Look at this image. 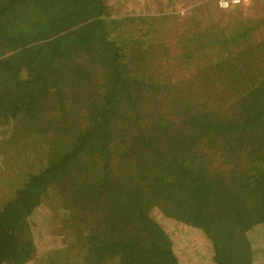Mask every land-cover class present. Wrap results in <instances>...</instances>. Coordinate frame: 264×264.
<instances>
[{
	"label": "trees",
	"instance_id": "obj_1",
	"mask_svg": "<svg viewBox=\"0 0 264 264\" xmlns=\"http://www.w3.org/2000/svg\"><path fill=\"white\" fill-rule=\"evenodd\" d=\"M107 16L103 0H0V125L21 116L37 118L45 102H64L63 82L71 79L69 88L79 89L91 78L89 62H71L68 70L63 57L77 46L84 50L106 40ZM252 45L244 44L250 54L233 59V81L240 66L247 69L259 59H254ZM120 56L115 51L103 60L114 69ZM255 68L263 74L247 82L250 91L228 114H190L189 129L181 124L174 129V123L158 120L153 127L141 128L146 133L134 137L130 148L115 131L122 125L119 119H128L130 113L136 121L140 108L132 99L119 115L112 107L115 90L107 91L95 114L88 112L86 127L74 121H82V111L76 118V112L63 109L43 117L46 130L52 132L51 159L0 209V264L34 260L39 238L34 234V223L39 225L35 218L52 233V215L40 208L42 198L60 179L74 176L72 187L65 190L72 201L56 195L60 197L51 203L59 208L63 200L61 206L68 212L64 228L74 231L66 248L71 249L75 240L87 248L84 263L181 264L164 223L151 215L156 207L182 230L195 228L210 240L209 264H253L255 253L264 254V243L258 246L254 236L264 227V67ZM248 77L245 72L243 80ZM132 85L136 96L147 101L151 86L137 80ZM81 157L84 166L91 157L96 166L79 169L76 162ZM103 218L108 230L94 233Z\"/></svg>",
	"mask_w": 264,
	"mask_h": 264
},
{
	"label": "rangeland",
	"instance_id": "obj_2",
	"mask_svg": "<svg viewBox=\"0 0 264 264\" xmlns=\"http://www.w3.org/2000/svg\"><path fill=\"white\" fill-rule=\"evenodd\" d=\"M103 1L108 9L106 40L84 50L77 46L63 57L67 61L64 68L68 70L72 68L71 62H89L90 65L86 64L87 68L91 67L88 71L91 76L87 79L89 82H84L79 89L69 88L72 86L69 82H72L68 79L61 84L62 91H65L62 94L65 95L62 96L63 103L45 102L37 118L21 116L18 120L10 119L0 125V209L16 196L17 190L31 175L41 173L49 165L52 132L46 130L43 117L61 113L63 109L71 114L76 112V118L77 111H82V121L79 117L74 121L86 127L88 112L95 114L103 104L102 97L109 89L115 90L112 107L119 115H124L132 99L138 101L140 108V116L136 121L134 114L130 113L128 119H119L122 125L115 131L118 133L116 137L130 148L134 137L146 133L140 129L153 127L158 124V120L174 123L171 126L174 129L180 124L189 129L192 128L191 117L187 121L190 114L196 115L202 111L228 114L232 111L231 107H236V100L250 91L247 82L263 74H258L255 67H264V0H248L230 11H222L217 0ZM242 34L246 36L241 37ZM197 40L199 44H196ZM109 42L115 45L109 46ZM244 44H253L251 51L254 59H259L247 69L240 66L238 77L233 81L230 78V65L234 58L248 53L244 50ZM115 51L121 56L118 67L113 69L114 66H107L103 59ZM245 72L249 73V77L243 80ZM128 75L131 81L126 80ZM135 80L151 86L147 101L136 96L137 87L132 85ZM157 85L168 87L160 89ZM54 96L52 93V99H57ZM73 99H77L78 103L74 104ZM156 133L157 130L151 134ZM61 145L66 146V143L61 142ZM96 156L93 159L97 164ZM91 158L87 159V166H84L85 158L81 157L76 162L77 167L81 169L84 166L83 169H86L96 166L91 163ZM73 178L60 179L59 185L50 187L43 196L40 208L52 215V233L41 227L39 217L35 218L39 222V225L34 223L33 226L34 234L39 233L36 241L38 252L29 264H87L83 260L87 248L77 245L76 240L74 246L70 245L71 249L66 248L67 239H73L74 231L71 233L64 228L63 219L68 212L62 207L63 200L60 199L59 208L51 203L60 197L56 195H67L65 190L72 187ZM66 197L72 201L71 195ZM151 215L161 224L164 223L181 264L211 262V242L202 232L188 226L187 230H182L175 225L177 221L165 217L156 207L151 210ZM104 220V224L97 225L99 227L94 233L108 230V223ZM257 229L254 236L258 246H261L264 243V227ZM252 247L255 248L254 245ZM92 260L93 257L90 262ZM253 264H264V254L255 253Z\"/></svg>",
	"mask_w": 264,
	"mask_h": 264
},
{
	"label": "built area",
	"instance_id": "obj_3",
	"mask_svg": "<svg viewBox=\"0 0 264 264\" xmlns=\"http://www.w3.org/2000/svg\"><path fill=\"white\" fill-rule=\"evenodd\" d=\"M248 0H217L218 7L223 11H229L234 7L242 6Z\"/></svg>",
	"mask_w": 264,
	"mask_h": 264
},
{
	"label": "clouds",
	"instance_id": "obj_4",
	"mask_svg": "<svg viewBox=\"0 0 264 264\" xmlns=\"http://www.w3.org/2000/svg\"><path fill=\"white\" fill-rule=\"evenodd\" d=\"M223 11V10H222ZM230 11V10H229Z\"/></svg>",
	"mask_w": 264,
	"mask_h": 264
}]
</instances>
